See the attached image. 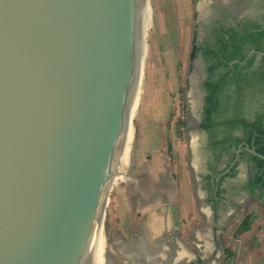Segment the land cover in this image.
<instances>
[{
  "label": "water",
  "instance_id": "95a60500",
  "mask_svg": "<svg viewBox=\"0 0 264 264\" xmlns=\"http://www.w3.org/2000/svg\"><path fill=\"white\" fill-rule=\"evenodd\" d=\"M141 9L142 0H0V264H93L98 214L120 173ZM135 236L134 249L97 246L94 264L151 263ZM175 239L176 260H193Z\"/></svg>",
  "mask_w": 264,
  "mask_h": 264
},
{
  "label": "rangeland",
  "instance_id": "374dc122",
  "mask_svg": "<svg viewBox=\"0 0 264 264\" xmlns=\"http://www.w3.org/2000/svg\"><path fill=\"white\" fill-rule=\"evenodd\" d=\"M208 1L148 0L151 19L139 77L132 153L124 171L117 166L120 173L110 184L103 211L102 230L109 250L141 232L147 235L149 247H159L156 239L166 233L176 238L180 232L184 245L196 249L195 228L205 224L206 217L196 216L190 203L200 186L196 169H205L210 136L201 127L206 63L200 54L192 59L191 52L199 22L196 10ZM256 206L251 202L241 206L228 223V232L221 238L224 246L231 245L226 248L227 259L236 258L238 247L236 252L232 245L243 234L239 229L245 218L256 217Z\"/></svg>",
  "mask_w": 264,
  "mask_h": 264
},
{
  "label": "crops",
  "instance_id": "0c3cea01",
  "mask_svg": "<svg viewBox=\"0 0 264 264\" xmlns=\"http://www.w3.org/2000/svg\"><path fill=\"white\" fill-rule=\"evenodd\" d=\"M223 111L217 117V121L223 122L221 126L217 128V132L214 136L210 137L209 152L207 151L208 165L204 170L196 169V181L200 184L199 189L195 191L193 201H191V207L195 209V215L204 214L206 217V223L197 226L195 228V240L192 241L196 249H189L194 255V259L181 263V264H194L201 259L209 264H223L227 260L228 264H264V190L251 189L249 187V181L252 170V165L247 159L242 161L237 168V174L234 177H224L220 188L222 191L218 193L220 178L225 175L229 168V161L227 151H223V147L215 148L213 141H219L226 136L234 137L232 129L239 128L241 125H231L230 121L236 118H245L238 114L229 115ZM260 114H264V97L257 99V112L253 116V119ZM248 119V118H245ZM228 128L226 129V126ZM225 128V129H224ZM211 149V150H210ZM210 165V166H209ZM203 169L202 167H200ZM192 198V197H191ZM248 202L255 203L257 210L253 213V222L251 228L241 234L240 238L236 240L233 249L236 251L238 247V253L235 259L230 257L227 259V249L231 246L229 243L225 244L221 242V238L225 237L228 232V223L233 219L234 214L239 213V210L244 207ZM167 203V202H166ZM248 208V207H247ZM247 214L251 211L248 209ZM152 226L154 225L156 215L152 213ZM196 218V217H195ZM165 222H169L168 217ZM151 226V227H152ZM156 229V228H155ZM154 226L153 230L155 231ZM144 235L145 243H148L147 235ZM138 234V233H133ZM134 235V236H135ZM167 233L165 237H167ZM184 235L179 232L178 238L183 244ZM168 238V237H167ZM257 242V243H254ZM239 242L241 245H239ZM198 248V249H197ZM237 252V251H236Z\"/></svg>",
  "mask_w": 264,
  "mask_h": 264
},
{
  "label": "flooded vegetation",
  "instance_id": "af4514ba",
  "mask_svg": "<svg viewBox=\"0 0 264 264\" xmlns=\"http://www.w3.org/2000/svg\"><path fill=\"white\" fill-rule=\"evenodd\" d=\"M196 17L197 19H199L197 27L194 31L197 45L199 46L206 41L214 45L217 43V38L219 37V35H222L225 40L229 38L228 28L231 26L237 27L241 24L250 22L253 24H259L264 27V0H210L205 3V5H203L201 9L196 10ZM243 52L245 54V58L241 61V63L245 66V68L243 69L244 77L240 81L242 87H239L234 78L229 79V81H227L222 98L224 99V102L227 103V114H238L242 117L248 118V120H253V116L257 112V99L261 98V96L264 97V71L262 70L264 55L260 56L259 54L260 52L264 51H257L253 46L246 45ZM198 54L202 56V59L206 63V74L204 79L202 80V84L204 87L203 102L205 103L208 94L205 83L209 77V72L207 69L209 63L204 57L202 50L196 51V56ZM252 57H254L253 63L247 66L248 60ZM234 62L235 61L231 62V64H233ZM220 70H223V68L221 67ZM230 74H232V72ZM215 78H217L216 75ZM227 128L228 125L226 126V129ZM205 131L211 137L210 132L208 130ZM232 131L234 132L235 138H243L245 136V130L242 126H240L239 128L236 127L235 129H232ZM210 137L209 141L207 142L208 146L210 144ZM247 147L251 148L249 145H247L246 141H242L241 143L237 144V146H233L231 150L236 151L237 154L236 158L233 161L230 158V153H225L229 161V168L227 173L230 171L231 167L236 161L240 164L245 159H247L248 162L251 163L252 170L254 171V162L247 156H244L242 154L244 150L248 151ZM208 160V157H206L205 167L206 165H208ZM134 235L135 234H132V237L130 238V241L128 243L130 249L136 248V244L141 241ZM167 236L169 237H161L156 239L159 247L155 249L150 248L149 245L144 246L141 242L145 249V252L150 253L152 256L151 263L149 264H180V262L176 260L178 243L173 236V233ZM166 244L170 247L171 250L163 252L162 248ZM133 258L129 259L130 264H145L143 261L144 257ZM112 264L122 263L113 261Z\"/></svg>",
  "mask_w": 264,
  "mask_h": 264
},
{
  "label": "trees",
  "instance_id": "16d2710c",
  "mask_svg": "<svg viewBox=\"0 0 264 264\" xmlns=\"http://www.w3.org/2000/svg\"><path fill=\"white\" fill-rule=\"evenodd\" d=\"M229 38L224 39L222 35L217 38V43L212 45L205 42L197 45L196 41L193 44L191 58L196 56V51L202 50L204 57L208 61L209 77L205 83L207 87V97L203 105V117L201 127L210 132L211 136L217 132V128L223 124L217 121L218 115L226 110L227 103L224 102L222 95L225 91L227 81L234 78L241 88V79L244 77L245 68L241 61L245 58L243 52L246 45H251L257 51H264V27L256 23H246L239 26H231L228 28ZM264 60V58H263ZM235 61L233 64L231 62ZM254 57L248 60L247 66L251 65ZM223 70H220V68ZM264 71V62L262 65ZM232 72V74H230ZM215 75L217 78H215ZM231 125H241L245 130L243 138H235L226 136L219 141H213L215 148L223 147V151L230 153V158L233 161L236 158V151H232L233 146L242 141H246L247 145L254 148L258 154L250 153L246 150L243 155L247 156L254 162V171L250 176L249 187L251 189L264 190V114L258 115L253 120L245 118H236L230 121ZM238 162L236 161L230 171L220 178L218 193L222 191L220 184L224 177H234L237 174ZM252 218L247 216L240 225L239 233H243L251 228ZM198 264H207L199 259Z\"/></svg>",
  "mask_w": 264,
  "mask_h": 264
},
{
  "label": "bare ground",
  "instance_id": "6f19581e",
  "mask_svg": "<svg viewBox=\"0 0 264 264\" xmlns=\"http://www.w3.org/2000/svg\"><path fill=\"white\" fill-rule=\"evenodd\" d=\"M151 19V12L149 10V3L148 0H142V9H141V20L139 24V49H140V58H139V66H138V74L136 76L135 85L133 88V94L130 101L129 106V119L127 121V127L125 129V134L122 141L121 149L118 153V156L116 158V168L117 166L120 167L122 171H124L126 165L130 161V155L132 153V147H133V140H134V117L137 110L138 102L140 99V83H139V77L142 71L143 66V49L145 47V43L148 36V24ZM121 171V172H122ZM122 174V173H121ZM110 187V185H109ZM109 188H107V191L105 193L103 206L100 209V212L98 214L97 222L95 225L94 233L92 236L91 244H90V259L93 260L94 264V258H95V252L97 249V246L103 245L107 247L105 243V237L102 230V218H103V211L107 199Z\"/></svg>",
  "mask_w": 264,
  "mask_h": 264
}]
</instances>
